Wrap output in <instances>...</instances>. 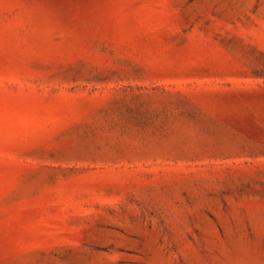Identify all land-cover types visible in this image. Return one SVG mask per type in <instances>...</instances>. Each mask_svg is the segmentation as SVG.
Wrapping results in <instances>:
<instances>
[{"label": "rangeland", "instance_id": "rangeland-1", "mask_svg": "<svg viewBox=\"0 0 264 264\" xmlns=\"http://www.w3.org/2000/svg\"><path fill=\"white\" fill-rule=\"evenodd\" d=\"M0 264H264V0H0Z\"/></svg>", "mask_w": 264, "mask_h": 264}]
</instances>
